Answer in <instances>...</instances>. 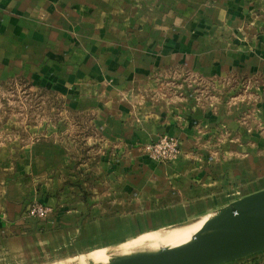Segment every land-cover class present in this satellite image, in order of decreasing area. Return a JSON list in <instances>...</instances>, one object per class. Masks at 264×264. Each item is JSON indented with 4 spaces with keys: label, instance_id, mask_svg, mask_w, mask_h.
Returning a JSON list of instances; mask_svg holds the SVG:
<instances>
[{
    "label": "crops",
    "instance_id": "obj_1",
    "mask_svg": "<svg viewBox=\"0 0 264 264\" xmlns=\"http://www.w3.org/2000/svg\"><path fill=\"white\" fill-rule=\"evenodd\" d=\"M14 76L92 111L99 151L74 169L59 127L23 146L0 130V235L69 193L90 196L54 210L49 234L178 224L264 190V0H0V84ZM225 80L198 101L197 82ZM160 136L175 162L144 153Z\"/></svg>",
    "mask_w": 264,
    "mask_h": 264
},
{
    "label": "rangeland",
    "instance_id": "obj_2",
    "mask_svg": "<svg viewBox=\"0 0 264 264\" xmlns=\"http://www.w3.org/2000/svg\"><path fill=\"white\" fill-rule=\"evenodd\" d=\"M235 79V76H232V82L229 80V87L236 84ZM28 81L18 76H14L11 81L0 84V130H4L6 127V129H8L6 133L7 136H9V138L14 136L18 137L20 146H23L32 139V136H35L33 137L34 139L36 138V131H42L47 127H59L57 139L60 145L62 144L64 147L69 149L68 152L70 153V158L74 162V169L77 168L75 167L76 158L78 157L77 139L81 132L86 131L87 137L82 138V141L85 146L90 149V157L88 160L98 155V146L89 147L87 145L88 139L100 138V131L93 123V112L68 110L66 108L67 106L64 104V99L57 96V94L55 97L57 98V101H60V104L58 106H54V104H52L54 103L53 99H51L48 94L44 93L41 90L42 88H36ZM226 82L227 80L204 82L200 84L197 82V88L194 90H196V97L198 101H205L203 100L206 99L205 97L212 96L209 91H212L215 88V92L220 90V88H226ZM200 91L204 92V95L201 94ZM260 129L264 130L263 127ZM7 136H3L5 137L3 140H6L8 138ZM161 137L163 136L158 137L157 140ZM157 140L155 139L150 144L155 143ZM39 141H43V139H40ZM80 165H78V167ZM77 174L78 170H72L71 176L76 177ZM69 184L70 183L67 181L64 183L66 187L69 186ZM89 196L90 195L88 194H84V196L76 195L75 197H72L70 193L69 195L65 194L59 208L63 207L62 209H66V207L76 203L79 198L86 199ZM37 207H45L48 209L47 216L44 218L31 217L29 212ZM59 208H56V210L58 211ZM54 210V208L52 209L51 207L43 205L39 202H33L26 205L24 211L26 217L28 218L25 220H29L31 225L30 227H25L27 224L24 223L20 226H10L6 232L0 235V264H66L67 262V264H74L75 261V263L78 262V259L80 261L82 260L81 258L86 259L87 257L94 256L110 247L123 245L125 243H120L130 242L141 236L142 233L150 230L155 231H150L146 234H152L166 228L180 227L182 228L181 233L184 232V235H188L192 232V230L200 226V224L202 225V223H204L210 216L199 217L182 223L179 222L178 224L161 227H148L141 224V222L137 223L134 231L119 234L97 233L96 235H93L94 233L87 234L86 232H83L82 234L81 232L49 234L51 227L46 224V221L49 215H53ZM64 210L62 212L66 213L69 210H72V207L69 209L67 208L66 211ZM121 224L123 223L121 222ZM102 228L104 227H95L93 229ZM179 237L180 236L177 235L173 238ZM147 252L149 251L143 253Z\"/></svg>",
    "mask_w": 264,
    "mask_h": 264
},
{
    "label": "water",
    "instance_id": "obj_3",
    "mask_svg": "<svg viewBox=\"0 0 264 264\" xmlns=\"http://www.w3.org/2000/svg\"><path fill=\"white\" fill-rule=\"evenodd\" d=\"M208 215L190 243L112 264H228L264 252V190Z\"/></svg>",
    "mask_w": 264,
    "mask_h": 264
},
{
    "label": "bare ground",
    "instance_id": "obj_4",
    "mask_svg": "<svg viewBox=\"0 0 264 264\" xmlns=\"http://www.w3.org/2000/svg\"><path fill=\"white\" fill-rule=\"evenodd\" d=\"M210 217L211 216H209L207 219H209ZM204 223H202V225L200 224V226L196 227L188 235H184L183 234L184 232L181 233L182 228L180 227L166 228V229H162L152 234L141 235L137 237L136 239L130 242H127L123 245H120L117 247H110L106 249L105 251L99 254H96L94 256L87 257L86 259L81 258L82 260L80 261L78 259L77 263H75L76 261L75 262L73 261V262L74 264H112V263H116L126 258L134 257L146 251H149V252L143 253L141 255H148L152 253H158L166 249H173V248L185 245L187 243H190L192 236L198 231H200ZM177 235L180 237L173 238Z\"/></svg>",
    "mask_w": 264,
    "mask_h": 264
},
{
    "label": "built area",
    "instance_id": "obj_5",
    "mask_svg": "<svg viewBox=\"0 0 264 264\" xmlns=\"http://www.w3.org/2000/svg\"><path fill=\"white\" fill-rule=\"evenodd\" d=\"M144 153L156 162H172L180 156L178 142L168 136L159 138L155 143L148 144L143 149ZM48 214L45 207H37L29 212L31 217L44 218Z\"/></svg>",
    "mask_w": 264,
    "mask_h": 264
},
{
    "label": "trees",
    "instance_id": "obj_6",
    "mask_svg": "<svg viewBox=\"0 0 264 264\" xmlns=\"http://www.w3.org/2000/svg\"><path fill=\"white\" fill-rule=\"evenodd\" d=\"M44 93L48 94L51 99H53L54 106H58L60 104V101H57V98L55 97V94L51 91H47L45 89H41ZM56 98V99H55ZM87 137V132H81L80 136L77 139V150H78V157L76 158L75 167H78V165L83 164L88 160L90 157V149L85 146L84 142L82 141V138Z\"/></svg>",
    "mask_w": 264,
    "mask_h": 264
}]
</instances>
